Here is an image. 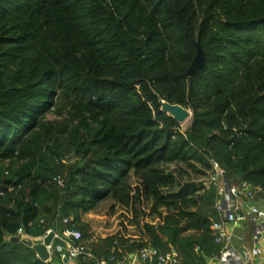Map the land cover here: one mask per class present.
<instances>
[{"label":"trees","instance_id":"obj_1","mask_svg":"<svg viewBox=\"0 0 264 264\" xmlns=\"http://www.w3.org/2000/svg\"><path fill=\"white\" fill-rule=\"evenodd\" d=\"M158 97L191 111L186 130ZM213 163L234 201L264 205V0H0V264H64V229L81 234L74 264L150 248L207 264ZM118 210L96 236L87 216ZM52 225L43 262L20 240Z\"/></svg>","mask_w":264,"mask_h":264},{"label":"built area","instance_id":"obj_2","mask_svg":"<svg viewBox=\"0 0 264 264\" xmlns=\"http://www.w3.org/2000/svg\"><path fill=\"white\" fill-rule=\"evenodd\" d=\"M213 167L215 174L211 178V182L219 186V193L223 196V199L217 206L221 211L222 218L220 221L214 223L211 229L215 233V243L220 244L222 248L219 256L207 264H250L255 258L264 254V205L262 203H246L248 206L243 208V203L233 200V194L237 193V189H229L223 181V172L215 163H213ZM56 181L59 186H63L61 180L57 179ZM247 187L245 184L242 185L245 191ZM244 221H249L253 225V244L250 248H244L240 253H237L231 247V236L227 231V226L230 224H239ZM63 224H68V220H63ZM55 237L59 239V236ZM60 238L67 241L65 242V247H57L56 249L60 253L61 259L67 258L68 261H72L83 253V247H73L69 243V241L77 242L81 239V234L78 231L64 229ZM47 249L51 254L52 245ZM154 261L157 264H173L175 263V254L171 252L162 255L152 248L144 249L138 253L135 261L121 264H151Z\"/></svg>","mask_w":264,"mask_h":264},{"label":"water","instance_id":"obj_3","mask_svg":"<svg viewBox=\"0 0 264 264\" xmlns=\"http://www.w3.org/2000/svg\"><path fill=\"white\" fill-rule=\"evenodd\" d=\"M196 54L195 57L187 70V77L191 78L196 72L203 69L205 67V58L203 55V51L197 42L195 44ZM158 103L160 105V111L165 114L167 117L174 120L180 126L185 124L187 121L191 120L192 113L191 111L179 106V105H171L166 101H163L160 97L157 98ZM223 181L227 184L226 177L223 175ZM227 188V187H226ZM251 187L248 186L246 191L249 192ZM225 204V203H224ZM55 226L52 225L50 231L44 236L43 240L35 244L31 239H21L20 241L26 244L29 247H32L36 253V256L43 262H47L50 259V253L48 252V247L52 245L54 238ZM23 233V232H21ZM11 242L16 243L19 241L18 237H13L10 239ZM68 259H63V263L66 264Z\"/></svg>","mask_w":264,"mask_h":264},{"label":"crops","instance_id":"obj_4","mask_svg":"<svg viewBox=\"0 0 264 264\" xmlns=\"http://www.w3.org/2000/svg\"><path fill=\"white\" fill-rule=\"evenodd\" d=\"M243 203V208H245L246 203L247 204H260L262 203L260 200L255 201L254 199H248ZM263 204V203H262ZM252 230H253V225L249 221H244L239 224H230L227 226V231L231 236V247L235 249L237 253H240L244 248H250L252 246ZM35 244L40 243V240L36 241L34 239H31ZM132 258V256L130 257ZM135 261V260H134ZM66 264H74L73 261H68ZM250 264H264V254L258 258H255L252 263Z\"/></svg>","mask_w":264,"mask_h":264},{"label":"rangeland","instance_id":"obj_5","mask_svg":"<svg viewBox=\"0 0 264 264\" xmlns=\"http://www.w3.org/2000/svg\"><path fill=\"white\" fill-rule=\"evenodd\" d=\"M189 125L190 121H187L185 124L180 126V129L184 131L189 127ZM123 214L124 212L121 210H118L117 213L112 216L92 214L87 216L86 220L90 224L91 229L96 236L105 237L114 234L121 229L120 222L123 220L121 217ZM43 238L40 239V242Z\"/></svg>","mask_w":264,"mask_h":264}]
</instances>
